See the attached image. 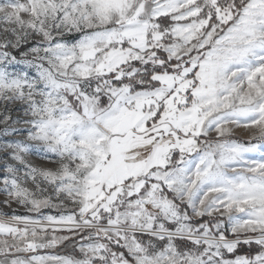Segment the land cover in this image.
Returning a JSON list of instances; mask_svg holds the SVG:
<instances>
[{
    "label": "snow or ice",
    "instance_id": "1",
    "mask_svg": "<svg viewBox=\"0 0 264 264\" xmlns=\"http://www.w3.org/2000/svg\"><path fill=\"white\" fill-rule=\"evenodd\" d=\"M0 264H264V0H0Z\"/></svg>",
    "mask_w": 264,
    "mask_h": 264
}]
</instances>
